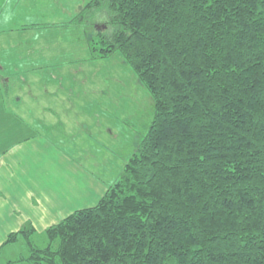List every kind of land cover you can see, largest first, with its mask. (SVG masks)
Listing matches in <instances>:
<instances>
[{
  "label": "trees",
  "instance_id": "16d2710c",
  "mask_svg": "<svg viewBox=\"0 0 264 264\" xmlns=\"http://www.w3.org/2000/svg\"><path fill=\"white\" fill-rule=\"evenodd\" d=\"M71 26L93 59L120 55L155 117L100 202L46 248L10 234L31 254L9 264H264V0H93Z\"/></svg>",
  "mask_w": 264,
  "mask_h": 264
},
{
  "label": "crops",
  "instance_id": "0c3cea01",
  "mask_svg": "<svg viewBox=\"0 0 264 264\" xmlns=\"http://www.w3.org/2000/svg\"><path fill=\"white\" fill-rule=\"evenodd\" d=\"M70 27V35L74 32L77 35V30L82 31L80 27ZM32 37L40 40L38 37ZM45 39L46 46L41 45L44 51L55 45L53 37L48 39L45 37ZM80 41L81 45L74 44L76 48L70 50L71 61L67 65L70 67L75 64L72 72L76 80L79 75L86 76L90 97H83L84 91L79 86L80 82L76 81L71 86V92L75 95L51 101L49 103L51 108L46 109L47 115L41 114L40 119H26L23 113L14 115L16 121L27 122V127L32 133L18 140L14 144L15 149L12 153L7 148L1 150L4 156L0 157V233L7 231L6 239L10 234L21 232L26 228L33 229L35 233L40 227V221L49 220V227H51L78 210L97 205L108 189L118 182L127 161L135 153V150H132L126 157L119 156L110 142L113 137L117 136V129L113 127L111 121L112 115L105 109L110 105L105 103V99L109 101L114 99L110 97L111 85L104 84L108 83L110 77L103 76L104 61L91 57L86 33L82 34ZM32 43L37 42L32 41L27 46V53H30L31 57L30 67L25 68L23 65L19 67L18 63L21 60H18L15 69L10 74L19 76L24 69L29 76L14 78L15 83L19 82L20 91L24 90V86H27V90L33 91L43 84L40 81L42 79L38 77L40 73H37L36 69L46 72L43 69L51 66L53 68L49 69V72L54 73L51 78L57 80L53 82L55 88L47 92L56 94L58 93L57 88H61L62 85L59 79L63 76L61 67L64 65L60 61L70 52L51 51L47 59L41 61L38 57L35 58L33 47L36 45L33 46ZM81 48L82 51H80ZM0 69L1 73H5L7 68L0 66ZM99 76L103 81L102 88L96 83L88 82L90 78L96 80ZM10 80H12L11 77ZM10 80L7 82V79H3L2 81L6 85L10 83ZM119 83L121 84L122 81L114 82L116 88L120 85ZM51 85L52 83L48 84L46 90H49ZM0 95L3 97L1 88ZM38 99L34 96L22 104L37 106L39 105ZM18 102L21 104L22 100ZM58 112L60 115L57 114ZM63 115L68 116L66 118V116L62 117ZM56 122L61 123L62 126L54 124ZM35 123L40 126L43 124L42 130L45 129L48 132L50 129L53 131L62 129L64 135L60 136V143L58 138H53L48 133H41L42 130H36ZM122 130H125V127L119 126L118 131ZM93 140L97 145L92 144ZM113 156H118L122 160L115 164L119 171L118 174L111 173L109 169ZM4 246L6 242H0V249Z\"/></svg>",
  "mask_w": 264,
  "mask_h": 264
},
{
  "label": "rangeland",
  "instance_id": "374dc122",
  "mask_svg": "<svg viewBox=\"0 0 264 264\" xmlns=\"http://www.w3.org/2000/svg\"><path fill=\"white\" fill-rule=\"evenodd\" d=\"M93 0H0V66L6 67V72L1 73L0 69V88L3 97L0 95V157H3L1 151L4 148L9 150L15 149L14 144L20 140L28 137L32 131L28 129L27 122H19L14 118L19 113L26 115V119L36 118L40 119L41 114L47 115L46 109L50 102L58 100L67 96L73 97L75 93L71 92V86L80 82L79 86L83 93V97H90L88 93L87 78L84 75H79L76 80V76L73 74L72 69L75 64L67 65L71 60L70 50H74L76 46L81 45L82 34L72 33L71 21L78 14L79 8L86 6ZM87 3V4H86ZM83 17L85 22L93 20V16L89 15V11H85ZM101 17L103 15L100 14ZM109 16V14H107ZM28 29V30H23ZM32 36L38 37L40 40L33 39ZM70 36L72 38H70ZM41 37V38H40ZM45 37L54 38L55 45L42 50V46H46ZM32 41L33 49L35 51V58L38 57L41 61L47 59L48 53L51 51H62V53L70 52L67 56L61 59L62 66V77L59 79L61 88L58 87V93L49 94L54 87V81L52 79L54 73H50L49 69L53 67H45L43 72L41 69H36V72L40 73L38 77L42 80L43 84H40L37 88L27 90V86H24V90L18 89V81L15 83L19 76L28 77L29 74L25 73L22 69V74L15 75L10 72L15 69L16 62L20 67L23 65L25 68H29L31 65L30 53H27V46ZM82 51V48L80 49ZM23 56V58H20ZM62 57V55H61ZM53 60V59H52ZM103 76L110 77L108 83L105 82L106 86L111 85L110 97L114 98L112 101L105 99V103H109L108 107H105L112 115V125L117 129V136L113 137L110 141L111 144L116 148V153L119 156L126 157L132 150L137 151L140 142L148 134L154 117L155 107L152 101L149 91L144 88L139 82L136 74L130 67L123 63L122 58L119 54L114 57L103 60ZM35 64V62H33ZM69 67V68H68ZM125 67V68H124ZM10 77L12 80H10ZM3 79L10 80V83L3 84ZM114 79V80H113ZM121 80L122 83L116 88L114 82ZM100 81V82H99ZM112 84H111V82ZM88 82L96 83L98 87L102 88L103 81L100 76L95 80L90 78ZM52 83L49 90L47 85ZM23 85L25 83H22ZM7 86V87H5ZM57 87V86H56ZM49 91V92H47ZM104 91V90H103ZM39 98V105L31 107V105H23L24 101L30 100L33 97ZM22 100L21 104L18 102ZM61 107L59 106V109ZM32 112H31V111ZM26 113V114H25ZM60 115V112L57 113ZM68 115H63L64 117ZM42 120V119H41ZM47 120V119H46ZM46 124V121L44 122ZM50 123V122H49ZM59 124L61 123H54ZM36 130L41 131V126L35 123ZM125 127V130L118 131V127ZM18 129H20L18 131ZM16 131V132H15ZM57 132V134H54ZM41 133H48L53 138H58L60 143V136L64 135L63 130L57 131L45 129ZM98 141V139H97ZM94 145H97L96 141L93 140ZM111 146V145H110ZM10 147V148H9ZM15 158L13 157V160ZM122 160L118 156H113L112 165L109 167L111 173L118 174L119 171L116 167V163H120ZM49 220L40 221V227L37 228L35 233H32L30 240L39 248H46L48 245L47 229L49 227ZM26 228L24 230H29ZM23 230V231H24ZM1 231V230H0ZM7 231L0 233V242H6ZM29 238V237H28ZM28 238L26 240L25 234L19 235L18 241L4 246L0 249V264H9L11 261H17L20 258H29L30 252L28 248ZM7 240V239H6ZM15 264H29L28 262L15 263Z\"/></svg>",
  "mask_w": 264,
  "mask_h": 264
},
{
  "label": "water",
  "instance_id": "95a60500",
  "mask_svg": "<svg viewBox=\"0 0 264 264\" xmlns=\"http://www.w3.org/2000/svg\"><path fill=\"white\" fill-rule=\"evenodd\" d=\"M100 28L105 29V26H101Z\"/></svg>",
  "mask_w": 264,
  "mask_h": 264
}]
</instances>
